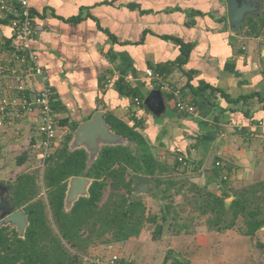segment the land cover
Returning <instances> with one entry per match:
<instances>
[{
    "label": "crops",
    "instance_id": "crops-1",
    "mask_svg": "<svg viewBox=\"0 0 264 264\" xmlns=\"http://www.w3.org/2000/svg\"><path fill=\"white\" fill-rule=\"evenodd\" d=\"M30 3L36 30L32 45L55 91L59 133H69L72 122L80 124L104 110L131 126L138 122L161 160L200 183L207 182L201 170L214 154L213 163L220 161L223 169L208 186L218 194L264 180V30L259 36L232 32L224 0ZM0 37L8 47L20 43L10 23L0 24ZM179 42L193 44L184 64L179 63ZM149 70L162 74L170 88L148 77ZM189 82L193 89L211 87L194 93ZM9 85L0 73V99L13 94ZM28 86L36 93L40 78L31 77ZM156 89L165 104L160 115L144 104ZM175 90L179 99L195 106L194 113L177 108ZM38 133L36 117L0 132V182L7 184L4 168ZM160 205L159 199L155 208L147 206L157 211ZM258 243L264 244V227L254 237L203 226L193 234L165 230L159 240L146 230L126 242L92 247L89 257L119 255L135 264H264ZM86 258L83 264H92Z\"/></svg>",
    "mask_w": 264,
    "mask_h": 264
},
{
    "label": "trees",
    "instance_id": "trees-1",
    "mask_svg": "<svg viewBox=\"0 0 264 264\" xmlns=\"http://www.w3.org/2000/svg\"><path fill=\"white\" fill-rule=\"evenodd\" d=\"M14 17L8 12L0 16V24L10 23ZM263 30L264 14L249 18L239 32L259 36ZM179 43L183 56L179 63L184 64L193 44ZM208 87L200 84L192 90L198 93ZM106 118L114 131L135 146L103 147L88 172V153L69 149L77 122L70 124V132L44 166L28 152L16 157V166L26 168L8 184L13 188L9 199L16 209L24 207L30 224L25 238L9 226L0 228V264H83L92 247L126 242L145 230L153 240H159L165 230L173 235L193 234L203 226L210 232L233 229L254 237L264 227V180L234 188L229 195L218 194L208 186L223 169L216 161L211 169L201 170L208 178L205 184L200 183L192 176L178 174L161 160L137 129L138 122L131 126L111 113ZM134 174L152 177L150 194L161 200L159 210L151 211L144 195L134 193ZM73 176L91 178L93 183L90 196L80 198L66 212L67 182ZM258 246L264 254V244Z\"/></svg>",
    "mask_w": 264,
    "mask_h": 264
},
{
    "label": "built area",
    "instance_id": "built-area-1",
    "mask_svg": "<svg viewBox=\"0 0 264 264\" xmlns=\"http://www.w3.org/2000/svg\"><path fill=\"white\" fill-rule=\"evenodd\" d=\"M0 12L13 13L10 25L16 30L20 43L16 46H6L0 37V73L10 82L13 94H6L0 99V132L27 117H36L38 122V137L29 140L24 151L30 153L44 166L60 144L58 115L53 103L55 91L50 84L49 76L39 62V56L32 45L36 34L31 13L30 0H0ZM148 77L161 82L162 88H170L162 74L149 70ZM38 76L42 87L33 93L28 83L31 77ZM172 90V88H171ZM177 108L185 113H194L195 106L179 99L180 91L175 90ZM136 102L141 101L136 98ZM187 165L182 158L179 159ZM221 165L220 161L216 166ZM92 264H135L133 261L119 255L110 257H88Z\"/></svg>",
    "mask_w": 264,
    "mask_h": 264
},
{
    "label": "water",
    "instance_id": "water-1",
    "mask_svg": "<svg viewBox=\"0 0 264 264\" xmlns=\"http://www.w3.org/2000/svg\"><path fill=\"white\" fill-rule=\"evenodd\" d=\"M227 6V18L232 32H238L246 20V15L255 11L257 1L251 0H224ZM144 104L155 115H160L165 109L161 90L151 91L146 97ZM135 146L131 139L114 131L106 118L104 110L93 113L90 119L81 122L73 131L69 143L70 151L84 149L88 153L85 172H88L98 159L103 147L106 146ZM154 148V146H152ZM213 156L206 160V169L213 165ZM93 180L85 176H73L67 182L64 199V209L70 212L75 203L83 197H89V189ZM152 177L140 174L133 175L134 193L136 195L150 194ZM6 183L0 182V228L9 226L18 232L20 238H25L27 227L30 222L24 207L16 209L11 203L7 193L12 191ZM233 197L227 198L229 203Z\"/></svg>",
    "mask_w": 264,
    "mask_h": 264
},
{
    "label": "rangeland",
    "instance_id": "rangeland-1",
    "mask_svg": "<svg viewBox=\"0 0 264 264\" xmlns=\"http://www.w3.org/2000/svg\"><path fill=\"white\" fill-rule=\"evenodd\" d=\"M66 134H68V133H65V134H62V133H60L59 135H60V141L59 142H61L64 138H65V136H66ZM17 157V156H16ZM16 157L14 158V161L13 162H11L10 164H8V168L7 167H5L4 169L5 170H8L9 172H8V179L7 180H5L6 182H7V184H12L13 183V179L20 173V172H22L25 168H26V165L25 166H23V167H17L16 166ZM10 176V177H9ZM150 200L149 199H147V196H144V200H145V202H146V204L150 207V208H155L157 205H158V203H159V198H157V197H155V196H153V195H150ZM146 231V230H145Z\"/></svg>",
    "mask_w": 264,
    "mask_h": 264
},
{
    "label": "flooded vegetation",
    "instance_id": "flooded-vegetation-1",
    "mask_svg": "<svg viewBox=\"0 0 264 264\" xmlns=\"http://www.w3.org/2000/svg\"><path fill=\"white\" fill-rule=\"evenodd\" d=\"M251 1H255V0H251ZM256 1H257V7H256L255 11L252 12V13H248L246 15V20L245 21H247L249 18L258 19L261 15L264 14V0H256ZM11 192L12 191H10L9 193H7V196L9 198L11 196Z\"/></svg>",
    "mask_w": 264,
    "mask_h": 264
}]
</instances>
